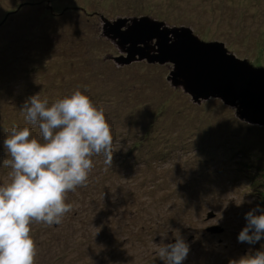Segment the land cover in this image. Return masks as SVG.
I'll list each match as a JSON object with an SVG mask.
<instances>
[{
    "label": "rangeland",
    "instance_id": "374dc122",
    "mask_svg": "<svg viewBox=\"0 0 264 264\" xmlns=\"http://www.w3.org/2000/svg\"><path fill=\"white\" fill-rule=\"evenodd\" d=\"M154 28L177 54L195 46L264 75V0H0V186L8 131L41 139L21 112L35 94L51 104L80 90L104 109L115 149L112 167L92 157L59 225L31 224L34 264H165L157 245L177 235L182 264L264 251V237L238 239L246 213L264 214V124L202 94L193 59L174 60Z\"/></svg>",
    "mask_w": 264,
    "mask_h": 264
},
{
    "label": "clouds",
    "instance_id": "9594fccd",
    "mask_svg": "<svg viewBox=\"0 0 264 264\" xmlns=\"http://www.w3.org/2000/svg\"><path fill=\"white\" fill-rule=\"evenodd\" d=\"M21 112L38 127L41 139L24 126L12 127L3 141L8 157L3 164L11 169V179L0 186V264H34L31 224L59 225L72 209L65 202L67 193L87 186L92 157L102 154L104 164L112 167L115 151L104 109L80 90L51 104L39 94L32 95ZM255 211L246 213L241 242L256 243L264 237V214ZM189 250L179 235L175 243L157 245V255L165 264H182ZM229 264H264V251Z\"/></svg>",
    "mask_w": 264,
    "mask_h": 264
},
{
    "label": "water",
    "instance_id": "95a60500",
    "mask_svg": "<svg viewBox=\"0 0 264 264\" xmlns=\"http://www.w3.org/2000/svg\"><path fill=\"white\" fill-rule=\"evenodd\" d=\"M49 9L52 11L51 6H49ZM67 9H79L86 12L81 7H68ZM153 30L156 31L152 32V37L158 34L163 38L164 45L162 48L174 60L193 59V76L196 79L195 82L193 81V85H201L202 94L214 90L219 95H223L227 102L239 104L241 116L247 121L264 124V75H252L245 70H241L234 59L224 57L219 52L216 54L195 46H191L190 50L186 48L185 50L188 51H185L183 55L177 54L172 50L173 47L168 48L166 46L168 43L167 37L158 28ZM141 36L137 39H140ZM222 56V61L225 62L224 65H220ZM200 70L202 74L199 75ZM221 230L219 227L210 228L212 232Z\"/></svg>",
    "mask_w": 264,
    "mask_h": 264
},
{
    "label": "trees",
    "instance_id": "16d2710c",
    "mask_svg": "<svg viewBox=\"0 0 264 264\" xmlns=\"http://www.w3.org/2000/svg\"><path fill=\"white\" fill-rule=\"evenodd\" d=\"M73 204V203H72ZM54 227H56V225H54Z\"/></svg>",
    "mask_w": 264,
    "mask_h": 264
}]
</instances>
